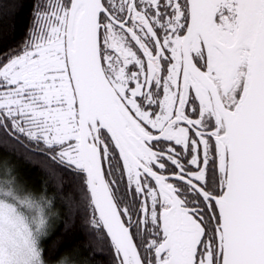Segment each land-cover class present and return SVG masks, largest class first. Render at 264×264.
Segmentation results:
<instances>
[{
    "label": "snow or ice",
    "instance_id": "obj_1",
    "mask_svg": "<svg viewBox=\"0 0 264 264\" xmlns=\"http://www.w3.org/2000/svg\"><path fill=\"white\" fill-rule=\"evenodd\" d=\"M0 264H264V0H0Z\"/></svg>",
    "mask_w": 264,
    "mask_h": 264
}]
</instances>
